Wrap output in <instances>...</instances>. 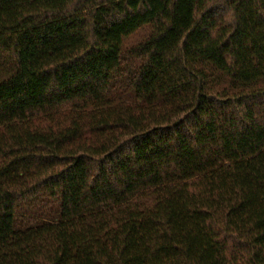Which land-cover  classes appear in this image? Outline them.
I'll return each mask as SVG.
<instances>
[{
	"label": "trees",
	"instance_id": "16d2710c",
	"mask_svg": "<svg viewBox=\"0 0 264 264\" xmlns=\"http://www.w3.org/2000/svg\"><path fill=\"white\" fill-rule=\"evenodd\" d=\"M0 264H264V0H0Z\"/></svg>",
	"mask_w": 264,
	"mask_h": 264
}]
</instances>
